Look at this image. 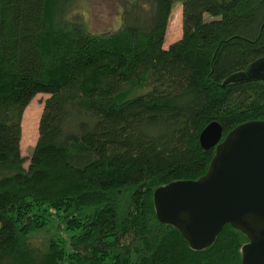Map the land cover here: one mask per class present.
<instances>
[{
	"label": "trees",
	"instance_id": "16d2710c",
	"mask_svg": "<svg viewBox=\"0 0 264 264\" xmlns=\"http://www.w3.org/2000/svg\"><path fill=\"white\" fill-rule=\"evenodd\" d=\"M73 2L0 0V264H241L242 231L224 224L192 247L153 193L203 176L210 122L222 140L264 120V79H229L264 57V0H130L106 31L69 16ZM176 3L182 33L164 48ZM39 93L25 158L21 120Z\"/></svg>",
	"mask_w": 264,
	"mask_h": 264
},
{
	"label": "water",
	"instance_id": "95a60500",
	"mask_svg": "<svg viewBox=\"0 0 264 264\" xmlns=\"http://www.w3.org/2000/svg\"><path fill=\"white\" fill-rule=\"evenodd\" d=\"M235 77L264 79V57L229 79ZM199 135L201 147H215L207 171L195 180L157 187V218L198 248L229 223L247 237L241 264H264V120L239 124L222 140L221 125L214 121Z\"/></svg>",
	"mask_w": 264,
	"mask_h": 264
},
{
	"label": "rangeland",
	"instance_id": "374dc122",
	"mask_svg": "<svg viewBox=\"0 0 264 264\" xmlns=\"http://www.w3.org/2000/svg\"><path fill=\"white\" fill-rule=\"evenodd\" d=\"M130 0H74L69 16L76 14L77 10L83 12V22L91 31H106L116 28L121 23V11L128 6ZM73 8V9H72ZM204 19H210V15L204 14ZM166 27L165 42L175 41L181 36V9L176 3L168 20ZM48 97L46 93L37 94L27 105L21 120V153L28 158L32 152L38 135V121L42 111L44 100ZM28 160L24 166L27 167ZM54 227L41 230L32 235V240L38 245H44Z\"/></svg>",
	"mask_w": 264,
	"mask_h": 264
},
{
	"label": "crops",
	"instance_id": "0c3cea01",
	"mask_svg": "<svg viewBox=\"0 0 264 264\" xmlns=\"http://www.w3.org/2000/svg\"><path fill=\"white\" fill-rule=\"evenodd\" d=\"M166 37V36H165ZM164 42H165V39H164ZM173 42V41H172ZM171 43V42H170ZM164 45H163V47L165 48V47H167V45H166V43H163ZM169 44V43H168ZM21 148V147H20Z\"/></svg>",
	"mask_w": 264,
	"mask_h": 264
}]
</instances>
